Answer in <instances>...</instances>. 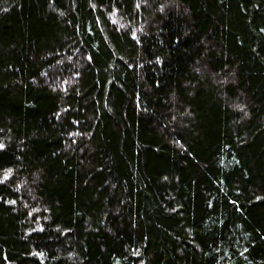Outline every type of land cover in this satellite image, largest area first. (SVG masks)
Instances as JSON below:
<instances>
[{"label":"trees","instance_id":"16d2710c","mask_svg":"<svg viewBox=\"0 0 264 264\" xmlns=\"http://www.w3.org/2000/svg\"><path fill=\"white\" fill-rule=\"evenodd\" d=\"M0 264H264V0H0Z\"/></svg>","mask_w":264,"mask_h":264}]
</instances>
